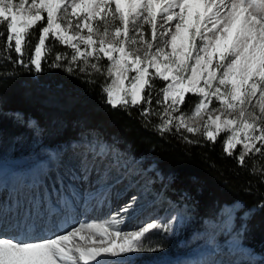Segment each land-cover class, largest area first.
Segmentation results:
<instances>
[{
    "label": "snow or ice",
    "instance_id": "snow-or-ice-1",
    "mask_svg": "<svg viewBox=\"0 0 264 264\" xmlns=\"http://www.w3.org/2000/svg\"><path fill=\"white\" fill-rule=\"evenodd\" d=\"M50 40L71 54L56 53L49 67L111 78L102 85L106 103L159 115L161 134L183 130L215 144L226 133L223 152L241 167L246 157L264 155V0H0V59L14 52L15 60L7 55L14 65L41 73L53 51ZM157 79L164 82L156 100L162 114L151 107ZM188 94L199 98L191 115L181 112ZM197 119L203 124L194 126ZM259 179L264 183V170ZM108 196L103 191L100 202ZM58 202L61 210L52 216L70 203ZM135 206L132 197L106 220L78 221L51 236L37 231L36 222L19 221L6 234L0 218V264H128L133 254L156 252L151 234H173L181 217L133 228L127 220ZM239 210L222 212L234 220ZM253 214L249 209L243 217ZM37 221L46 223L43 216Z\"/></svg>",
    "mask_w": 264,
    "mask_h": 264
},
{
    "label": "trees",
    "instance_id": "trees-1",
    "mask_svg": "<svg viewBox=\"0 0 264 264\" xmlns=\"http://www.w3.org/2000/svg\"><path fill=\"white\" fill-rule=\"evenodd\" d=\"M37 42L36 38L31 39L33 48ZM47 43L53 51L41 73L14 65L11 62L17 58L14 52L7 54L11 60L7 55L0 59V159L6 153L2 149L12 141L35 135L42 139L43 145L55 150L83 138L107 143L146 167L154 166L157 186L176 202L189 197L195 204L199 222L216 218L226 205L242 202L243 208L237 212V227L246 225L243 243L263 257L248 264H264V208L259 207L264 204V183L259 179L264 170L263 156L250 155L241 167L234 157L223 152L224 134L215 144L183 130L161 134L156 127L162 122L159 115L143 117L138 108H113L106 103L102 85L110 84L111 78L99 73L88 76L79 69L69 73L63 67H49L56 53L70 55L71 50L58 42ZM101 64L106 65L107 61ZM153 83L156 87L152 91L151 107L153 112L162 114L163 107L156 100H162V94L157 93L164 82L157 79ZM198 99L188 94L181 112L190 115ZM31 121L38 125L36 130L29 127ZM189 140L201 143L193 144ZM236 151H240L239 146ZM253 208L256 210L250 218L241 219L244 212ZM154 238L161 244L170 241L159 234Z\"/></svg>",
    "mask_w": 264,
    "mask_h": 264
},
{
    "label": "rangeland",
    "instance_id": "rangeland-1",
    "mask_svg": "<svg viewBox=\"0 0 264 264\" xmlns=\"http://www.w3.org/2000/svg\"><path fill=\"white\" fill-rule=\"evenodd\" d=\"M192 123L200 126L203 121L197 119ZM2 150L6 153L0 159V166L6 165L17 170L35 168L38 184L43 182L44 176H50V187L42 186L41 194L36 189L33 195L27 188L21 202L25 200L35 203L34 205L52 203L56 211L61 210V203L58 202L60 197L70 202L63 209V215L56 219L54 217L52 222L49 213L45 215L46 223L38 227V231L44 228L46 234L51 235L74 226L78 221L106 220L110 215L116 214L114 209L118 204L122 208L132 197H136L135 211L127 220L129 227L136 228L149 221L166 223L172 216L181 217V222L171 235L154 230L149 241L151 244L157 245L158 242L154 240L156 234L170 241L158 243L159 250L156 252L133 254L128 264H173L194 255L200 258L197 264H248L263 258L244 245L245 224L237 227L238 213L236 212L234 220H229L222 212L233 205L242 209V205H226L216 218L199 222L195 214V204L189 197H182L176 202L163 192L161 186H157L158 182L153 176L156 172L154 166L146 167L143 162L107 143L83 138L61 150H55L43 145L42 139L35 135L30 139H16ZM51 154H56V158L53 159ZM261 156L264 159V155ZM78 178L84 180L86 186H96L93 193L85 194V186L83 182L79 183L80 180L77 181ZM103 191L109 193L106 203L100 202ZM52 195V200L41 198ZM16 197L12 201L7 198L0 200L10 208L17 203ZM0 209L3 206L0 205ZM22 214L18 216L19 221L23 220ZM241 219L246 220L243 215ZM179 248L185 250L181 251Z\"/></svg>",
    "mask_w": 264,
    "mask_h": 264
},
{
    "label": "bare ground",
    "instance_id": "bare-ground-1",
    "mask_svg": "<svg viewBox=\"0 0 264 264\" xmlns=\"http://www.w3.org/2000/svg\"><path fill=\"white\" fill-rule=\"evenodd\" d=\"M35 168L31 170H17L16 168L6 166V165H1L0 166V198L2 200H5L6 198L12 201V198L15 196L16 199L18 200L17 203L14 206L9 205L10 208L7 207L6 204L2 200H0V205L3 206V209H0V218L3 219L4 224H5V233L6 234H12L16 231L14 227H8L9 225H15L18 220V216L22 214L23 211V222L22 219H20L21 223H30L36 222L37 228L36 230L38 231V227L41 226V224L37 221L38 216H45L49 213L50 217V222L53 221V218L56 219L58 216H52L51 214L54 212H57L53 208L52 203H43V205H34L31 203L26 202L25 200H22L21 202V197L24 195L26 192V189H30V194L33 195L34 191L37 189L38 193L41 194L42 192V186L44 188L50 187V176L47 175L46 177H43V182L37 183L36 177L37 174L35 173ZM40 177V176H39ZM48 177V178H47ZM80 180V181H79ZM93 180V178L91 179ZM79 183L83 182L85 186V194H91L93 191L96 189V186H86V183L84 180L82 181L80 178L77 179ZM45 194V193H44ZM43 200L44 199H53L52 196H47L41 197ZM90 207V205H88ZM121 208V205L118 204L116 208L114 209L115 212ZM14 209V210H13ZM66 210V209H65ZM15 214V215H14ZM31 217V219H30ZM59 233V232H54L51 235ZM48 236L49 233L47 234ZM197 258V259H196ZM200 261V258L197 256H191L189 258H182L180 260H177L173 264H197Z\"/></svg>",
    "mask_w": 264,
    "mask_h": 264
},
{
    "label": "water",
    "instance_id": "water-1",
    "mask_svg": "<svg viewBox=\"0 0 264 264\" xmlns=\"http://www.w3.org/2000/svg\"><path fill=\"white\" fill-rule=\"evenodd\" d=\"M240 205H242L243 206V203L242 202H238Z\"/></svg>",
    "mask_w": 264,
    "mask_h": 264
}]
</instances>
